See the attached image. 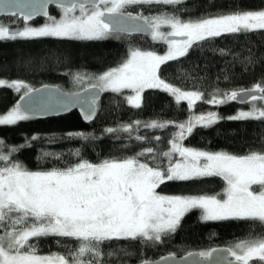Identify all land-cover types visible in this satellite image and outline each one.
<instances>
[{
    "label": "snow or ice",
    "instance_id": "snow-or-ice-1",
    "mask_svg": "<svg viewBox=\"0 0 264 264\" xmlns=\"http://www.w3.org/2000/svg\"><path fill=\"white\" fill-rule=\"evenodd\" d=\"M36 2L33 0V10L25 13L20 8L21 0H0V14L29 21L40 14ZM183 3L184 0H72L67 5H61L63 16L60 20L49 16L51 22L43 27L25 24L23 30H18L0 23V41L41 37L106 40L125 31L147 32L154 40L169 45L167 54L131 50L129 58L121 65L94 77L97 83L92 88L112 92L131 89L135 95L127 99L136 108L141 106L144 89L161 88L175 96L178 102L188 100L191 106L203 94L182 92L165 83L158 75L160 66L185 56L193 44L225 33L264 29V11L236 12L198 21H184L164 11L155 16L133 15L127 11L131 6L156 5H171L179 11L176 6ZM163 27L170 31H161ZM73 78L80 83L86 75L75 73ZM0 87L16 91L23 88L27 93L31 92L22 81L0 79ZM238 98L241 103L264 101V86L257 84L249 90L224 93L221 99L212 96L208 102L223 104ZM96 102L95 96L90 100L83 98V103L88 105L86 120L93 118ZM32 118L27 109L17 104L6 115H0V126L15 125ZM218 119L221 118L215 113H208L193 115L184 123H146L144 127L164 128L175 124L178 129L171 141V151L159 154L168 158L164 169L159 164L150 167L138 159L145 155L157 159L155 149L148 147L137 153V157L122 161L104 160L93 164L81 159L66 168L29 171L13 159V155L25 146L30 147L31 142L25 138V144L8 147L0 139V229H3L0 235V264H105L102 245L106 241L140 240L149 246L162 243L164 237L176 232L184 215L197 208L202 210L203 221L244 220L250 222L251 228H259L260 231L250 233L248 238L228 249H211L189 253L188 256H199L209 264H264V151L236 156L197 151L182 147L178 142L191 134L195 127H209ZM228 119L264 121V104L259 107L253 104L250 111H241ZM134 125L138 132L140 122L135 121ZM121 130L129 133L130 139H145L133 135L131 124ZM106 131L111 134L117 130L109 128ZM69 136L89 139L84 133H69ZM36 139L37 136L31 138ZM156 139L159 140V137ZM173 153H178L182 160L173 162ZM75 154L78 156L79 151ZM43 155L53 154L44 152ZM55 158L59 159L58 156ZM213 176L226 182L222 194L224 198L215 195L166 196L156 191L165 181H189ZM40 236L71 238L77 242L76 248L69 251L68 257L58 254L41 256L29 243L32 237ZM220 251L228 253L223 260L214 257V253ZM141 264L155 262L144 259Z\"/></svg>",
    "mask_w": 264,
    "mask_h": 264
},
{
    "label": "trees",
    "instance_id": "trees-1",
    "mask_svg": "<svg viewBox=\"0 0 264 264\" xmlns=\"http://www.w3.org/2000/svg\"><path fill=\"white\" fill-rule=\"evenodd\" d=\"M171 5L131 6L133 15L155 16L161 11L175 14L184 21H198L236 12L264 11V0H184ZM11 22V21H10ZM166 52L165 44L146 36L117 34L106 40H69L54 37L0 41V79L8 82L22 81L29 89L56 86L67 92H78L92 86L94 77L118 67L130 56L131 50ZM75 73L85 74L91 83H77ZM161 79L183 92L202 93L200 101L193 105L177 101L171 93L161 89L146 90L141 106L128 103L129 93L104 92L96 103L97 112L92 124L85 125L77 112L50 119H30L15 125L0 126V139L5 145L20 146L25 138L31 146H25L13 155L29 171H48L66 168L81 159L93 164L104 160L122 161L137 157L144 148L155 149L157 159L140 156L141 162L150 167L168 165V158L160 153L171 151V141L178 129L175 124L164 128L144 127L152 121L184 123L193 115L216 113L218 119L209 127L197 126L183 139V146L208 153H227L244 156L252 151H264V121L232 120L229 117L247 108L235 100L223 104L208 101L212 96L223 98L224 93L264 86V29L248 32L225 33L218 37L193 44L185 56L168 61L159 68ZM26 89L16 91L0 87V115H6L16 106ZM135 121L140 122L136 131ZM133 125V135L145 137L143 141L129 138L121 129ZM116 129L108 133L106 129ZM69 133H84L88 140H81ZM33 136L38 139L31 140ZM159 137V140L156 139ZM7 147L5 151H7ZM79 151L77 156L75 153ZM44 152L52 153L45 157ZM58 156L59 159L55 157ZM174 161V159L172 158ZM226 182L218 176L189 181H166L156 191L168 196H217L224 198ZM201 210L187 212L175 233L164 237L162 243L152 246L140 240H111L102 245L105 264H140L142 260H157L174 254L183 256L217 247H233L237 242L259 233L244 220L203 221ZM3 229H0V235ZM30 244L41 256L53 254L68 257L77 242L71 238L40 236L32 237ZM112 253V255H108ZM255 264V262H253Z\"/></svg>",
    "mask_w": 264,
    "mask_h": 264
},
{
    "label": "water",
    "instance_id": "water-1",
    "mask_svg": "<svg viewBox=\"0 0 264 264\" xmlns=\"http://www.w3.org/2000/svg\"><path fill=\"white\" fill-rule=\"evenodd\" d=\"M72 0H37L36 7L40 9V14L35 15L31 20L24 21L22 18L17 17L19 20L23 22V24H31L39 19L48 20V17L51 16V9H61V5H67L71 3ZM42 6V7H41ZM20 8L25 12H29L33 10V0H21ZM44 13H47L45 15ZM3 18H14L10 17L7 14H0V20ZM18 29L20 28H11ZM120 35L126 36H146L150 37L151 35L147 32L140 31H132V32H121ZM172 39L180 40V37H173ZM88 89V91H85ZM85 89H82L78 92H67L63 89L56 86H41L37 89L31 90L30 93L23 94L16 105L19 104L22 109H27L33 119L36 120H50L59 117L66 116L70 113L77 112L81 117L83 123L85 125H90L93 123L95 119V115L97 112V106L94 105L95 112L93 118L89 121L85 119V113L88 111V105L83 103V98L88 97L89 100L91 97L95 96L97 98L98 103L104 95V91L99 88H92L89 86ZM79 94V96L77 95ZM237 104L244 106L248 103L239 102V98L235 100ZM229 247H217L214 249L225 250ZM191 253H199V252H191ZM189 254V253H188ZM188 254L183 256H176L174 254L163 256L157 260H153L155 264H195V262H199V264H209V262L203 261L199 256H188ZM225 256H228L226 251H220L214 253V257L223 260ZM188 257L187 260L184 258ZM171 258V259H166ZM141 264V263H140Z\"/></svg>",
    "mask_w": 264,
    "mask_h": 264
},
{
    "label": "rangeland",
    "instance_id": "rangeland-1",
    "mask_svg": "<svg viewBox=\"0 0 264 264\" xmlns=\"http://www.w3.org/2000/svg\"><path fill=\"white\" fill-rule=\"evenodd\" d=\"M77 14H78V13H77ZM62 16H63L62 11H59V12L56 13V15H52L51 17H54L56 20H60V19L62 18ZM50 22H51V21L48 19V20L43 21L41 24H38V25H36V26H32V27H36V28L43 27L45 24L50 23ZM0 23H3V22H0ZM255 30H261V29H255ZM161 31L167 32V31H170V29H168L167 27H163V28L161 29ZM54 38H55V37H54ZM150 38H151L153 41L157 42V43L165 44V46H166V52H165L164 54H157V55H166V54H167V51H168V49H169V45H168L167 43L161 41V40H154V39L152 38V36H150ZM189 49H190V48H189ZM189 49H188V51H189ZM181 57H182V56H181ZM179 58H180V57H179ZM169 61H171V60H169ZM167 62H168V61H167ZM84 81H86L87 83H91V82H92V80H87V79H85ZM95 83H97L96 80L93 81L92 85L95 84ZM22 89H23V88H21L20 90H22ZM148 89H161V88H146V89H144V91L142 92V95H143V93H144L146 90H148ZM161 90H163V89H161ZM122 91H126V92H128V93H129V96L135 95V93L132 92L131 89H123V90H121L120 92H122ZM104 92H107V91H104ZM182 92H183V91H182ZM200 100H201V99L196 100L193 104H195L196 102H198V101H200ZM180 101H185V102L189 103V101L186 100V99H182V100H180ZM128 103H129V102H128ZM129 104H130V103H129ZM193 104H192V105H193ZM253 104H255L257 107H259V106H261L262 104H264V101H250L249 104L247 105V108L242 109V110H240L239 112H241V111H250V110H251V107H252ZM130 105H132V104H130ZM132 106H133V105H132ZM239 112H238V113H239ZM238 113H237V114H238ZM215 114H216V113H215ZM216 115H217V114H216ZM217 117H218V115H217ZM182 141H183V140H182ZM182 141H178V142L182 145V147H185V146H183ZM193 150H195V149H193ZM197 151H199V150H197ZM172 158L174 159L173 162H177V161L182 160V158L178 155V153H173ZM201 163H203V160L201 161ZM165 182H166V181H165ZM254 187H255V186H254ZM166 196H168V195H166ZM197 209H198V208H197ZM192 210H193V209H192ZM200 210H201V209H200ZM190 211H191V210H190ZM201 211H202V210H201ZM48 256H51V255H48Z\"/></svg>",
    "mask_w": 264,
    "mask_h": 264
},
{
    "label": "flooded vegetation",
    "instance_id": "flooded-vegetation-1",
    "mask_svg": "<svg viewBox=\"0 0 264 264\" xmlns=\"http://www.w3.org/2000/svg\"><path fill=\"white\" fill-rule=\"evenodd\" d=\"M59 11H61V9H51V16L52 15H56V13L59 12ZM43 21H45V20L39 19V20H37L35 22H32L29 25L30 26H36L38 24H41ZM0 22H3L4 24L8 25L10 27V29L11 28H20V29L23 30V28L25 27V24H23V22L21 20H19L17 17H14V18H3V19L0 20Z\"/></svg>",
    "mask_w": 264,
    "mask_h": 264
}]
</instances>
